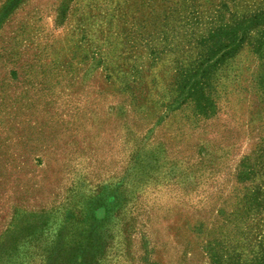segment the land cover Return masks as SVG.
Instances as JSON below:
<instances>
[{
	"label": "rangeland",
	"instance_id": "obj_1",
	"mask_svg": "<svg viewBox=\"0 0 264 264\" xmlns=\"http://www.w3.org/2000/svg\"><path fill=\"white\" fill-rule=\"evenodd\" d=\"M263 4L0 0V245L21 250L0 264H55L44 247L86 248L62 264L261 253L263 60L247 43L224 64L214 116L163 113L176 60L197 55L227 6L239 15ZM85 231L93 238L80 240Z\"/></svg>",
	"mask_w": 264,
	"mask_h": 264
},
{
	"label": "trees",
	"instance_id": "obj_2",
	"mask_svg": "<svg viewBox=\"0 0 264 264\" xmlns=\"http://www.w3.org/2000/svg\"><path fill=\"white\" fill-rule=\"evenodd\" d=\"M231 9V8H230ZM229 7H226L225 17L214 28L208 31L207 36L200 41L197 45L198 53L195 57H191L186 60L177 59L176 64L180 65V68L175 73V86L171 99L166 104L163 113V118L166 117L170 111L183 109L190 106L194 111L195 116L200 118H210L217 112L216 102V80L218 74L224 64L235 56L245 44H250L253 52L264 62V4L262 6H256L255 9L249 13H243L236 15ZM184 58V57H183ZM243 180L250 177V173L254 171L250 169L240 170ZM95 207L88 206L87 214L89 218L96 219L91 214L93 209L103 208L102 200L95 202ZM101 217L97 218L100 219ZM101 220V219H100ZM82 233V232H81ZM85 234V235H84ZM49 234H45V238ZM117 233L110 235V239ZM50 236V235H49ZM57 234H53V239L57 238ZM41 235H31L29 238L39 240ZM79 237V236H78ZM80 240L93 238L92 234L86 235V231L80 236ZM105 238V235H97L96 240ZM37 249L31 251V255ZM91 255L100 256L103 251L95 249L94 254ZM86 248H72L70 250H56L55 248H38V254L45 259H51L55 264H62L64 260L74 258L78 252H85ZM21 250H17V247L2 246L0 245V261H9L10 259L17 257ZM212 264H264V249L261 253H258L256 257L250 260L241 258L237 263L229 262L218 251L210 253Z\"/></svg>",
	"mask_w": 264,
	"mask_h": 264
}]
</instances>
